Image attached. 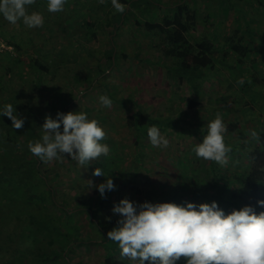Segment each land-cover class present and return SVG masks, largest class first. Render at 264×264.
<instances>
[{"label": "rangeland", "instance_id": "374dc122", "mask_svg": "<svg viewBox=\"0 0 264 264\" xmlns=\"http://www.w3.org/2000/svg\"><path fill=\"white\" fill-rule=\"evenodd\" d=\"M157 1L165 5L170 0ZM89 2L94 9H81L80 16L99 20V25H104L106 17H110L109 14L114 12L110 0L103 4L98 0ZM223 3L189 1L191 10L197 11L196 29L189 37L191 40L202 38L213 42L219 55L224 57V63L232 68L217 65L216 72L207 70L208 78L198 93H194L186 85L170 86L166 70L157 65L159 62H166L159 52V42L153 36L137 31L133 27V16L115 33L118 46L116 57L130 55L131 61L122 57L120 60L117 58L119 64H107L104 52L111 48L110 26L106 27L107 29H98V38L87 41L84 36L66 39L55 25L52 26L54 31H47L51 33V37L45 46H38V40H35L33 46H22L20 64H9L10 67H7L9 62L0 59V102L4 105H14L15 111L24 119L25 124H29L31 117L20 109L16 110L15 104L9 102L8 95L11 93H16L19 100L28 104L35 116L41 119L46 115L54 118L57 111H84L89 119L99 121L107 133L102 143L109 146V155L100 157L86 168H80L67 156L43 163L45 173H48L47 168L52 170V175L45 174L49 181H55L53 175L58 174L59 185L54 194L58 195L57 201L61 206L65 207V200L74 204L76 198H80L78 206L84 204L92 210L105 204L97 211V220L105 223L120 218L113 214L112 207L124 198L143 202L153 195L155 198L152 199H155L156 203L167 202L176 194L178 199L173 201L176 204H183L185 201L196 204L215 201L219 204L213 197L215 190L210 181L212 175L208 172L211 162L197 158L193 151L204 135L201 128L196 126L201 124L206 129L207 123L213 120L217 113L222 115L228 127L233 123L237 125L234 133H226V144L239 145L228 165L221 167L222 172L235 181V173L248 168V146L256 145L249 135V130L264 134V102L252 101L255 94L258 95L264 88V0H226ZM229 3L232 5H228ZM227 7L228 12L222 10ZM66 24L67 28L74 27L72 22L68 21ZM246 28L253 34L252 42L249 41ZM3 29L7 36L18 34L26 40V33H22L19 24L12 25L6 21ZM42 34L46 35L45 31H42ZM77 38L80 43L75 42ZM1 40L2 37L0 52L3 49L14 52L13 48L7 47ZM225 41L239 44L241 49L249 46L251 51L248 49L242 54L240 61L235 51L225 49ZM97 50L103 52L100 54L103 57L95 54ZM87 52L90 54L86 55ZM248 52L254 55H249ZM30 57L47 66L49 72L36 75L30 73L29 67L23 65L32 61ZM239 68L246 70L244 76L251 78V91L242 90L240 84L234 81ZM198 94L201 95L198 97ZM101 95H107L112 100L110 108L105 109L100 105L98 98ZM138 109L158 120H180L184 117L177 122V128L165 134L170 140L169 148H153L148 142V137L137 136L127 127V118L133 116ZM43 122H38L39 126L34 128L39 137L43 135L40 128ZM191 124L193 126L186 129L187 125ZM180 129L183 130L179 131ZM5 137L6 126H3L0 119V154L4 157L8 155V145L3 141ZM244 139L247 142H243ZM13 152L16 154V151ZM96 167L103 170L106 178L111 176L115 184V190L105 193V201H102L95 188L89 190V180L99 184L105 179L92 175ZM235 186L237 187V183ZM49 205L52 215H49V220L44 222L39 231L33 233V238L38 240L43 236L55 240L53 246L43 244V252L57 250L61 243H71L73 252L68 257L74 263L80 261L83 264H103L105 250L99 244L101 235L88 210L85 211L87 214L79 212L82 213L79 220L78 215L72 211L65 215ZM72 207H67L66 210H71ZM221 209L226 214L233 210L228 205L221 206ZM66 234L70 236V240L66 238ZM74 235L83 241L81 247L73 244ZM1 256L0 253V258ZM118 259L127 258L119 255ZM59 262L64 264L62 260ZM129 263L132 264L130 260Z\"/></svg>", "mask_w": 264, "mask_h": 264}, {"label": "trees", "instance_id": "16d2710c", "mask_svg": "<svg viewBox=\"0 0 264 264\" xmlns=\"http://www.w3.org/2000/svg\"><path fill=\"white\" fill-rule=\"evenodd\" d=\"M45 1L37 0V3L29 9L30 12L39 11L43 14L45 21L43 27L28 29L22 22L18 23L22 27V33H26V40L18 34L7 36V32L3 29L6 20L0 17L1 41L7 47L13 48L12 50L14 51L10 52L3 49L0 52V59L2 58L9 62L7 67H10L9 64H20L22 62L19 55H21L20 51L23 45L26 47L28 45L33 46L35 40H38V46L40 44L42 47L45 46L46 41L51 37V33H47V31H54L53 25L56 26V29L61 34H64L66 39L84 36L87 41H93L98 38V29L102 27L109 28L110 26L112 28L110 34L111 48L109 51L104 52L107 64H119L117 58L120 60L122 57L131 61L132 56L130 55L124 54L122 56L118 55V57L115 55V51L118 48L115 41V33L121 29L125 22L131 19V16H133V27L137 31L151 35L159 42V52L167 63L159 62L157 65L166 70V75L171 83L170 86L180 87L181 85H186L191 91L198 93L203 87L202 84L208 78L207 70L216 72L217 65L229 67L224 63V57L219 55L213 42L202 38L191 40L189 37L197 25V11L191 10L190 0H170L165 5L159 4L157 0H120L121 3L126 5V11L121 14L114 10L113 14H109L110 17H106V22L102 26L99 25V20L95 21L89 20V17H81V9H94L89 2L90 0H68L65 10L60 13L47 12ZM198 1L205 2L206 0ZM211 1L223 3L226 0H207V2ZM232 3L228 5L231 6ZM95 7L97 9L100 8L99 6ZM222 10L228 12V7ZM68 21L74 23L73 28H67L66 23ZM42 31H45L46 35L42 34ZM246 33L249 41L252 42L254 38L249 28H246ZM40 35L41 38H39ZM244 41L245 39H243ZM75 42L80 43V40L77 38ZM225 45V49L229 48L231 51H235L240 61H242L240 58L243 56L242 54L250 49L249 46L241 49L239 44L226 41ZM36 52H38V49ZM60 53H63L62 50H60ZM101 53L103 52L97 50L95 54L103 57L100 56ZM239 53L241 55H238ZM89 54L87 52L86 55ZM249 55L254 54L251 53ZM94 57L97 58L96 56ZM136 58H138V55ZM29 59L33 62L29 61L28 64L23 65L29 67L30 73L36 75L37 73L43 72V74H47L49 72V68L38 60H33V57ZM229 69L232 68L229 67ZM245 73L246 70L239 68L238 73L234 76V81L237 82L243 79L244 83L240 85L241 89L251 91L250 84L252 81L251 78L244 76ZM200 95L198 94V97ZM8 100H10V103L15 104L16 110L20 109L22 113H27V116L31 118L29 124L24 123V126L18 129L20 133H15L18 130L12 128L11 120L6 116H0L1 123L6 126V139L3 141L8 145V155L4 157L3 154H0V253L2 254L0 264H60L59 260H62L64 264H83L80 261L74 263L68 257L73 252L71 243L66 245L61 243L58 246L59 249L45 253L43 252V244L53 246L55 245V240L46 236L39 240L33 238V233L39 231L44 222L49 220V215H52L49 204L53 207L52 209L58 212L61 211L65 215L72 211L78 215L79 220L82 218V213L88 210L91 220L94 221L93 224L97 226L101 235L99 244L105 250L103 264H130L128 259H118L120 255L118 244L107 237V232L117 226V220L105 223L97 220V211L100 207H104L105 204L92 210L88 209L90 206H84V204L78 206L77 202H79L80 198H76L74 204L65 200V207L73 206L71 210H66L67 207L65 208L58 203V195L54 194L55 188L59 185V182H57L58 174L53 175L55 181H49L45 174L52 175L50 173L52 170L47 168L48 173H45L43 171L45 167L43 162L33 156L27 147L30 142L40 140L41 137H39V133L35 132L34 128L44 121V117L41 119L35 116L33 109L28 104H23L16 93L9 94ZM252 101L256 103L264 102V88L262 92H258V95L257 93L255 94ZM3 106L4 104L0 102V108H3ZM182 118L184 117H181L180 120ZM180 120H169L167 118L158 120L138 109L133 116L127 118L126 125L137 136L147 137L149 127L158 126L163 134H167L169 130L179 126L177 122H180ZM188 126H193V124L187 125L186 129ZM236 126L235 123L231 124L228 127L229 133H234L237 129ZM196 127L201 128V132L205 134L206 129L201 124ZM182 130L180 129L179 131ZM240 137L243 140V137ZM254 141L256 144L254 146H248L247 144L250 151L246 153V156L250 164L248 168L246 167L247 169H243L238 174L235 173V181L222 172V166L211 162L208 172L212 175L210 181L215 190L213 197L217 199L220 208L223 205H228L232 209L239 210L245 205H250L257 214L264 211V207L257 205L258 200H264V134H259V140ZM243 142L247 141L244 139ZM238 147L239 145L237 144L231 146L230 159L233 158ZM13 150L16 151V154H13ZM152 197L154 196L152 195L148 201L155 203V199H152ZM171 199L169 200L173 202L178 199V195L174 194ZM105 200H107L106 196L102 198V201ZM81 211L83 212L79 213ZM85 214L87 213L85 212ZM66 238L70 240V236L67 234ZM72 241L78 247L83 244V241L77 235L73 236ZM182 263H185V259L181 258L178 264Z\"/></svg>", "mask_w": 264, "mask_h": 264}, {"label": "clouds", "instance_id": "9594fccd", "mask_svg": "<svg viewBox=\"0 0 264 264\" xmlns=\"http://www.w3.org/2000/svg\"><path fill=\"white\" fill-rule=\"evenodd\" d=\"M98 2L103 4L106 0ZM110 2L115 12L126 11V5L120 0ZM36 3L37 0H0V17L12 25L22 22L28 29L41 28L45 22L43 14L29 11ZM67 3L68 0H46V10L60 13ZM237 83L242 85L244 80ZM98 100L105 109L112 106L107 95H101ZM0 116L8 117L14 129L24 126V119L12 104L0 108ZM40 128L43 131L40 140L30 142L27 147L43 163L67 156L80 168H86L110 153L109 146L102 143L107 135L105 129L84 111H57L54 118L46 115ZM227 132V124L217 113L193 149L195 156L227 166L232 151L225 142ZM249 135L259 140L257 131L249 130ZM147 137L153 148L164 150L170 146L169 138L158 126L149 127ZM92 175L105 177L98 167ZM92 188L104 198L106 192L115 190V184L109 176L99 184L89 180V190ZM257 205L264 207V200H258ZM112 212L120 218L107 237L118 244L121 257L132 264H178L181 258L185 264H264V211L257 214L250 205L226 214L215 201L176 204L124 198L113 205Z\"/></svg>", "mask_w": 264, "mask_h": 264}]
</instances>
